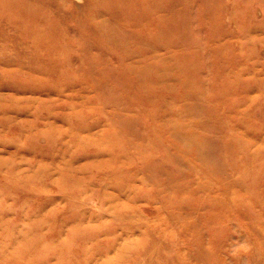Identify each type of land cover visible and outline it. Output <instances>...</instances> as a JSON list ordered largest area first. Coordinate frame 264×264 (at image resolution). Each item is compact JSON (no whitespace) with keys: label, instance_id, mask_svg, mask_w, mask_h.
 Here are the masks:
<instances>
[{"label":"rangeland","instance_id":"rangeland-1","mask_svg":"<svg viewBox=\"0 0 264 264\" xmlns=\"http://www.w3.org/2000/svg\"><path fill=\"white\" fill-rule=\"evenodd\" d=\"M0 264H264V0H0Z\"/></svg>","mask_w":264,"mask_h":264}]
</instances>
